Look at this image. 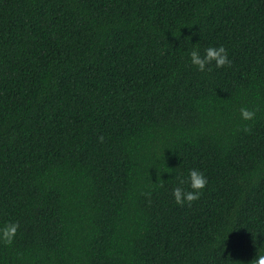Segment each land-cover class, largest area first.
<instances>
[{
  "label": "trees",
  "instance_id": "16d2710c",
  "mask_svg": "<svg viewBox=\"0 0 264 264\" xmlns=\"http://www.w3.org/2000/svg\"><path fill=\"white\" fill-rule=\"evenodd\" d=\"M221 45L230 66L191 65ZM190 169L208 183L178 205ZM12 222L0 264H250L264 251V0H0Z\"/></svg>",
  "mask_w": 264,
  "mask_h": 264
},
{
  "label": "clouds",
  "instance_id": "9594fccd",
  "mask_svg": "<svg viewBox=\"0 0 264 264\" xmlns=\"http://www.w3.org/2000/svg\"><path fill=\"white\" fill-rule=\"evenodd\" d=\"M190 63L198 71L204 72L210 70L211 66L215 68H222L225 65H231V60L228 57V53L224 46H209L204 49L203 55L198 48H193L189 53ZM241 119L243 121H252L256 116V111L250 109L247 106L240 109ZM247 131L248 129L245 128ZM103 141V137L99 138ZM177 185L172 188V195L175 202L178 205H183L186 202L191 203L198 200L202 194V190L206 187L208 181L207 177L198 169H190L187 177L183 175H177ZM188 184L191 188L190 191H186L183 185ZM146 195L150 196L148 192ZM19 224L16 222L8 223L3 227H0V242L11 245L18 232ZM250 264H264V251H257L255 258Z\"/></svg>",
  "mask_w": 264,
  "mask_h": 264
}]
</instances>
